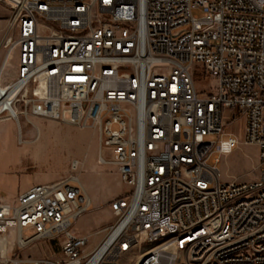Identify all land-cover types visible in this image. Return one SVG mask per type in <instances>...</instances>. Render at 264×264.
I'll list each match as a JSON object with an SVG mask.
<instances>
[{
    "label": "built area",
    "instance_id": "2783aa9c",
    "mask_svg": "<svg viewBox=\"0 0 264 264\" xmlns=\"http://www.w3.org/2000/svg\"><path fill=\"white\" fill-rule=\"evenodd\" d=\"M0 5L16 61L10 117L92 129L98 164L129 187L96 245L74 230L91 206L83 162L17 198L0 194V264H264V0ZM197 65L215 93L198 90ZM241 122L243 140L227 132ZM241 143L259 148L260 178L224 182L220 158ZM39 243L49 255H18Z\"/></svg>",
    "mask_w": 264,
    "mask_h": 264
},
{
    "label": "rangeland",
    "instance_id": "374dc122",
    "mask_svg": "<svg viewBox=\"0 0 264 264\" xmlns=\"http://www.w3.org/2000/svg\"><path fill=\"white\" fill-rule=\"evenodd\" d=\"M193 15L203 17L204 10L197 8L193 11ZM9 18L10 10L0 5V70L9 54V49L4 47L5 42L12 35V30L8 29ZM9 63L4 72L2 86L13 81L16 61L12 56ZM194 78L201 93L206 95L215 93V80L209 73L202 71L199 65ZM2 118H9L4 121H11L7 123V131L3 134L6 135V140L2 135L4 121L0 122V191L8 198H17L21 192L34 184L65 179L73 172L74 161L83 162L84 169L78 171L76 175L85 189H83L84 193L93 200L89 211L74 224V230L80 235L90 236L93 245L98 244L103 237V229L115 219L110 204L118 197L128 194L129 187L120 182L113 166L97 164L99 143L96 133L92 129L82 130L68 123L42 117H31L32 124H29L25 117H21L20 123L24 131L28 126H32L33 130L36 129L34 131L36 136L37 126L41 132L45 131V135L36 140L34 138L31 145L21 146L18 144L15 120L7 114H3ZM230 131L241 140L244 139L242 122L237 127L227 125V132ZM258 164L259 148L256 145L241 143L231 154L221 156L219 168L222 180L224 182L256 181L260 178ZM87 187L91 190H87ZM11 240L13 241V238ZM10 244L12 251L13 246L11 242ZM51 249V244L39 243L22 250L18 255L40 258L49 255ZM12 256H15L14 251Z\"/></svg>",
    "mask_w": 264,
    "mask_h": 264
},
{
    "label": "bare ground",
    "instance_id": "6f19581e",
    "mask_svg": "<svg viewBox=\"0 0 264 264\" xmlns=\"http://www.w3.org/2000/svg\"><path fill=\"white\" fill-rule=\"evenodd\" d=\"M10 59H11V54H8L4 63H3V66L0 70V79H3L4 72H5L6 68L10 65V63H9ZM14 91H15L14 89L6 88L5 86L0 85V121L4 120V119H9V118L3 119L2 118L3 114H7V116L15 117V114L17 111H16V108L14 106H12ZM74 162H77V161H74ZM82 187H83V185H82ZM83 189H84V187H83ZM89 201H90V199H89Z\"/></svg>",
    "mask_w": 264,
    "mask_h": 264
},
{
    "label": "crops",
    "instance_id": "0c3cea01",
    "mask_svg": "<svg viewBox=\"0 0 264 264\" xmlns=\"http://www.w3.org/2000/svg\"><path fill=\"white\" fill-rule=\"evenodd\" d=\"M1 121H4V120H1ZM0 121V122H1ZM9 121H11V120H7V121H4V124H3V128H2V135L3 134H5L6 133V131H7V123L9 122ZM15 123V122H14ZM15 125H16V128H17V132H18V144H20L21 146L22 145H24V144H28V145H31L32 144V142L34 141V138H35V140L37 139V137L39 136V137H43L44 135H45V131L43 132H41V129L39 128V126H37V128L39 129V133H37V136H36V132H34L35 130H33V128H32V126H28L26 129H25V131L23 130V127L22 126H18L16 123H15ZM41 135V136H40ZM6 137V135H3V139H7V138H5ZM39 137H38V139H39ZM98 156H99V154H98ZM96 162H97V164H98V157H97V160H96ZM99 165V164H98ZM114 169H115V171H116V173H117V170H116V168L114 167ZM117 175H118V173H117ZM118 178H119V176H118ZM120 180V179H119ZM121 182V181H120ZM35 185H39V184H34V185H32V186H30L28 189H30L31 187H33V186H35ZM27 189V190H28ZM27 190H25V191H27ZM87 190H91L90 189V187H87ZM24 191V192H25ZM24 192H21L20 194H22V193H24ZM0 194L1 195H4L1 191H0ZM19 194V195H20ZM95 197V196H94ZM93 200V199H92ZM92 200L90 199V201L92 202ZM95 202V201H94ZM109 226V225H108ZM107 226V227H108ZM106 228V227H105Z\"/></svg>",
    "mask_w": 264,
    "mask_h": 264
}]
</instances>
